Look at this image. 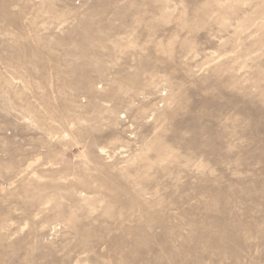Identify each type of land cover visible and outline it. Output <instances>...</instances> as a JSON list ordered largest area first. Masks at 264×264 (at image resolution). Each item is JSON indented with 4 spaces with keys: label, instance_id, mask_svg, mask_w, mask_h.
Wrapping results in <instances>:
<instances>
[{
    "label": "rangeland",
    "instance_id": "1",
    "mask_svg": "<svg viewBox=\"0 0 264 264\" xmlns=\"http://www.w3.org/2000/svg\"><path fill=\"white\" fill-rule=\"evenodd\" d=\"M0 264H264V0H0Z\"/></svg>",
    "mask_w": 264,
    "mask_h": 264
}]
</instances>
